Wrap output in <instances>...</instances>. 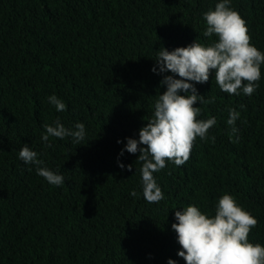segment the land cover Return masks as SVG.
<instances>
[{
  "label": "trees",
  "instance_id": "1",
  "mask_svg": "<svg viewBox=\"0 0 264 264\" xmlns=\"http://www.w3.org/2000/svg\"><path fill=\"white\" fill-rule=\"evenodd\" d=\"M219 2L0 0V264H186L171 228L175 211L192 205L211 217L223 194L257 219L249 241L264 246V64L251 96L223 92L214 71L194 85L214 98L194 105L198 119L216 124L206 140L197 137L184 165L166 161L153 173L159 203L143 197L139 153L120 155L166 91L163 75H172L152 72L157 51L218 42L203 35V15ZM230 6L264 53V0ZM52 95L65 111L49 103ZM229 108L240 113L237 135ZM57 119L69 129L83 123L85 139L43 141V125ZM24 145L64 183L50 185L20 160Z\"/></svg>",
  "mask_w": 264,
  "mask_h": 264
},
{
  "label": "clouds",
  "instance_id": "2",
  "mask_svg": "<svg viewBox=\"0 0 264 264\" xmlns=\"http://www.w3.org/2000/svg\"><path fill=\"white\" fill-rule=\"evenodd\" d=\"M203 19L206 21L203 35H215L218 42L206 45L196 39L187 47L172 51L161 47L157 51L152 72L172 75H163L160 84L166 91L156 98L154 113L139 130V139L126 138L127 144L120 153L121 156L124 151L133 155L139 153L137 161L142 162L143 197L148 203H159L164 199L153 173L164 169L166 161L176 166L184 165L197 137L206 140L209 129L216 124L215 117L198 119L201 109L194 105L212 103L214 98L205 100L194 85L207 83L214 71L216 84L229 95H240L242 91L251 96L259 87L257 82L261 79L264 53L251 43L246 21L230 6V0H221L214 10L204 13ZM48 101L56 111L66 110L65 103L56 95L49 96ZM228 112L230 135H237L235 122L240 113L232 108ZM43 127L46 134L42 140L45 142L49 137H71L79 144L86 136L83 123H76L74 129H69L57 119L55 126L44 124ZM37 157L35 151L24 145L18 158L34 165L37 175L50 185H62L64 177L43 166L44 161ZM118 166L125 168L122 163ZM127 171H132V165L127 166ZM131 195L135 197L137 193L133 191ZM175 220L171 228L181 248L177 255L186 264H264V246L249 241V234L258 221L230 194H223L218 199L211 217L197 206L189 205L182 211H175ZM167 264L176 262L169 259Z\"/></svg>",
  "mask_w": 264,
  "mask_h": 264
}]
</instances>
